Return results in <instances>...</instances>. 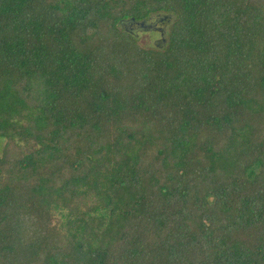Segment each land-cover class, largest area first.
Listing matches in <instances>:
<instances>
[{
    "label": "trees",
    "instance_id": "obj_1",
    "mask_svg": "<svg viewBox=\"0 0 264 264\" xmlns=\"http://www.w3.org/2000/svg\"><path fill=\"white\" fill-rule=\"evenodd\" d=\"M0 264H264V0H0Z\"/></svg>",
    "mask_w": 264,
    "mask_h": 264
},
{
    "label": "rangeland",
    "instance_id": "obj_2",
    "mask_svg": "<svg viewBox=\"0 0 264 264\" xmlns=\"http://www.w3.org/2000/svg\"><path fill=\"white\" fill-rule=\"evenodd\" d=\"M166 25H160L159 27H161V28H167V26L165 27ZM142 33H140V39H139V44L141 45V46H148V45H150V44H152V36L149 34V33H147V31H145V33H144V31H141ZM153 34V33H152ZM155 40H160V35L158 34V33H155V38H154Z\"/></svg>",
    "mask_w": 264,
    "mask_h": 264
},
{
    "label": "water",
    "instance_id": "obj_3",
    "mask_svg": "<svg viewBox=\"0 0 264 264\" xmlns=\"http://www.w3.org/2000/svg\"><path fill=\"white\" fill-rule=\"evenodd\" d=\"M161 20V19H160ZM131 22H133V20H131ZM139 26H141V28H143V30H151L152 28H154V25L153 24H148L146 22H142V23H139ZM161 40L158 42V44H164L165 42V39H164V34H163V31H161Z\"/></svg>",
    "mask_w": 264,
    "mask_h": 264
},
{
    "label": "flooded vegetation",
    "instance_id": "obj_4",
    "mask_svg": "<svg viewBox=\"0 0 264 264\" xmlns=\"http://www.w3.org/2000/svg\"><path fill=\"white\" fill-rule=\"evenodd\" d=\"M158 28V30L161 32V31H163L160 27H157V26H155L154 27V29H157Z\"/></svg>",
    "mask_w": 264,
    "mask_h": 264
}]
</instances>
